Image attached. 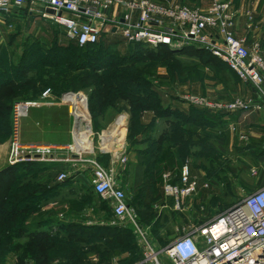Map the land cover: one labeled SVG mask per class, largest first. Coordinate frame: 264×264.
Wrapping results in <instances>:
<instances>
[{
    "label": "rangeland",
    "instance_id": "obj_1",
    "mask_svg": "<svg viewBox=\"0 0 264 264\" xmlns=\"http://www.w3.org/2000/svg\"><path fill=\"white\" fill-rule=\"evenodd\" d=\"M207 1L197 0L192 6ZM11 22H0L1 74L15 73L30 47L34 48V52L42 49L49 51L56 39L65 46L70 45L62 28L55 24L34 19H24L19 23ZM236 36L241 40H252L247 36L245 39L241 38L237 30ZM256 44L259 43H254L251 50ZM34 45L41 47L36 48ZM76 54L78 53L75 52ZM78 56L80 75L78 77L74 72L75 77L69 81L71 84L73 82L74 88H70L69 92H83L88 98L90 109V105L91 108L94 106L93 96L96 90L94 86L107 89L105 100H102V95L98 92L95 97V104L101 108L97 118H93L96 133L114 124L120 115H127L128 156L133 152L131 156L134 159L137 151L139 154L148 153L153 146L154 136L172 135L175 128L183 125L185 121L181 114L195 108L184 104L181 98L185 94L189 93L221 104L254 97L250 87L244 84L226 63L195 48L175 52L148 46L139 49L127 43L122 37L114 36L103 37L100 47ZM262 57L264 58L263 54ZM37 78L31 79L32 84L37 82ZM21 88L23 87L20 86ZM128 91L142 96L149 93L153 95L150 94V100L142 103L125 96L124 92ZM30 97L28 94H18L12 102V109L16 102L34 100ZM139 104L146 107L140 113L137 112ZM202 111L201 116L208 118L209 125H213L211 120L216 121L219 116L227 118L234 115ZM165 113L169 118L164 116ZM159 116L163 117V120H158L160 121L158 128L154 129V121L159 119ZM169 120L175 122L173 127L168 126ZM11 121L12 111L9 116L10 129ZM208 130V148L203 152L202 158L186 157L188 155L185 154L186 133L181 129L182 137H178L176 141V158L170 156L171 159L170 157L167 159L166 155V158H161L160 166L154 161L158 168L154 174H147L144 186L139 191L133 188L125 189L131 207L141 226L147 231L148 241L157 250L170 245L182 235L184 229L202 225L264 185V146H257L255 143L253 147L249 144L250 147L246 148L247 152L244 155L236 152L227 153L220 148L223 137H219V131L212 127ZM237 134L242 141L244 136ZM140 137L143 140L138 143ZM217 140L221 144H217ZM98 141L99 138L96 137L95 144L100 153L101 146ZM253 150L255 154H250ZM97 161L106 170L112 171L120 184L128 163L126 165L114 163L109 155L102 156L101 153L98 154ZM37 164L51 166L56 163ZM185 165L203 170L205 181H198V193L177 207L175 200L165 195L162 185L158 186L152 182L153 179L161 178L163 173L170 169H175L172 171L179 173ZM64 172L68 175V180L65 183L57 181L61 187L57 192H52L47 197L43 196L42 200L32 201L34 208L30 210L31 212L25 213L27 217L21 218L25 219L24 221L19 222V226H25L23 230L25 234H20L22 237L18 238L15 246L6 244L4 233L7 227H0V264H23L25 260L23 258L31 257L32 252L37 251V246H34L30 250V255L26 253V243L31 239L26 235L39 233H48L52 239H59L58 241L64 239L60 243L67 246L71 254H75L74 260L61 253L46 255L49 258L45 264H143L146 251L134 230L114 217L109 202L94 193V196L89 194L92 192L89 182L90 169L86 167L81 178L75 181L71 169L67 168ZM75 232H80L82 235L80 239H69L70 234ZM125 232H128L129 236L122 238L125 237ZM25 264L38 263L31 257Z\"/></svg>",
    "mask_w": 264,
    "mask_h": 264
},
{
    "label": "built area",
    "instance_id": "obj_2",
    "mask_svg": "<svg viewBox=\"0 0 264 264\" xmlns=\"http://www.w3.org/2000/svg\"><path fill=\"white\" fill-rule=\"evenodd\" d=\"M54 12V13H51ZM239 11L233 0H208L187 6L169 0H0V22L31 18L62 28L76 46L85 48L103 37L120 36L131 45L167 48L170 52L195 48L222 62L251 87L255 96L228 104L185 94L184 104L226 114L264 112V58L261 46L251 50L236 36ZM41 99L49 105L66 108L72 119L71 143L65 147L28 145L22 140V127L29 103L16 102L12 109L9 137L10 164L82 162L91 172V188L106 200L114 217L131 227L146 251L143 264H264V185L228 210L202 225L182 231V235L162 250L148 241L147 231L131 207L125 189L96 158V133L89 101L83 92L56 95L46 89ZM129 117L120 115L100 135V150L111 154L114 163L126 165V132ZM245 139V137H243ZM162 187L167 197L180 207L194 197L199 184L189 165L179 173H163ZM68 179L61 173L59 182Z\"/></svg>",
    "mask_w": 264,
    "mask_h": 264
},
{
    "label": "trees",
    "instance_id": "obj_3",
    "mask_svg": "<svg viewBox=\"0 0 264 264\" xmlns=\"http://www.w3.org/2000/svg\"><path fill=\"white\" fill-rule=\"evenodd\" d=\"M57 40L58 39L55 40L54 46L49 51L42 49L39 50V52H34V48L30 47L25 52V58H23V60L19 63V67L15 73H0V144L5 143L10 137L11 129L9 127V116L12 111V102L18 94H28L31 96L30 99L35 100L48 88H51L56 95L69 92L70 88H74L73 82L72 84L69 83V81L75 77L74 72H76L78 77L80 75L81 66L80 56H78V54L101 46V42L97 45L85 48H80L73 43L69 46H59L56 42ZM34 47L40 48L41 46L34 45ZM135 47L139 49L144 48L142 45H135ZM163 49L170 52L165 47H163ZM74 51L78 53L76 54L77 56ZM34 77H38L37 82L32 84L31 79ZM20 86L23 88L20 89ZM94 87L96 89L93 96L94 106L91 108L90 105V112L92 114V118H97L101 108H98L95 104V97L98 92L102 95V100H105L107 89H102L100 87L96 88V86ZM124 93L125 96L139 100L142 103L149 101L151 94H144L145 96H142L141 94L135 92L128 91L127 93ZM139 105L140 106L137 107L138 113L146 108L142 104ZM191 111L192 114L197 115V117L200 115L199 111L193 109ZM176 114L177 113L175 112L174 115ZM181 115H183L182 117L185 122H191V120H193L191 119V116L188 117L185 114ZM164 116H168L169 118L167 113H165ZM182 126L183 125L180 127L178 126V128L174 129V132L172 131L171 137L174 140L173 143H171L169 135H163L164 137L161 139L160 143L153 141V146L150 147L148 153L146 152L143 154L146 162L147 174L150 175L156 172L158 166L161 165V158H166L168 156L167 159H169V149L173 145L177 144L174 142L177 141L178 137H182ZM154 161L158 164V166L154 163ZM50 167V165L37 163H23L9 167L0 173V227H7L4 237L8 246H15L18 238L22 237L20 234H25V231H23L25 230V226H19V222H22V220L24 221L25 219L21 220V218L27 217L25 216V213H28L34 208L32 201H36L38 199L42 200L43 196L47 197L48 194L57 192L61 188L59 184H56L51 189H48L46 186L40 184L38 180L40 174L48 170ZM70 227L75 228V226ZM81 236L80 232H75L70 234L69 239H80ZM128 236V232H125V237L122 238H126ZM26 237L29 239L31 238L29 242L26 243V253L30 255V250L34 246H37V251L32 252L30 256L34 258L38 264H45L46 260L49 258L46 255L49 254L58 255L61 253L64 256H69V259L74 260L75 258V254H71L67 246L65 247L60 243L61 241L63 242L64 239H60L61 241H58L59 239H52L48 233H39L38 235L30 234L26 235ZM38 247L40 249H38ZM31 257L23 258L25 260L22 263L25 264L31 259Z\"/></svg>",
    "mask_w": 264,
    "mask_h": 264
},
{
    "label": "crops",
    "instance_id": "obj_4",
    "mask_svg": "<svg viewBox=\"0 0 264 264\" xmlns=\"http://www.w3.org/2000/svg\"><path fill=\"white\" fill-rule=\"evenodd\" d=\"M172 3H182L184 5H194L196 4L197 0H169ZM204 1V0H202ZM235 3L236 8L239 11L238 20L236 24V30L238 35L241 38H247L251 37V41L246 40V44L249 49H251L254 45V43H259L261 46V52L264 56V0H233ZM202 3V2H201ZM199 4V3H198ZM24 19H30L31 18H18L17 20H13L11 23H14V21H18L17 23L23 21ZM69 43L72 44L73 42L69 40ZM59 46H65L64 44H61L59 40L56 41ZM74 44V43H73ZM252 90V95L255 96L254 90L250 87ZM42 95V94H41ZM41 95L32 101H27L29 103V113L28 117L25 120L24 123V131L22 135V140L25 144L28 145H47V146H59V147H65L71 143V123L72 119L69 115V112L66 108L57 106V105H49L42 101ZM192 108V107H191ZM196 111L203 112L202 110H197L193 108ZM190 111V112H189ZM184 112L186 116H191V122L186 121L183 123L182 128L184 129V132L186 133V140L187 143L186 146V157L187 158H202V154L205 151V149L208 148V140H209V128H216L219 131V137H223V143L220 146L221 149L226 150L227 153L236 152L239 154H246L247 150L246 148L250 147L249 144L253 145L255 147V143L257 146H264V112H255V113H239L230 115L229 117H221L215 121L211 120L210 122L213 123V125H209L208 118H202L201 113L196 117L197 115H193L192 111L189 110ZM196 117V118H195ZM159 119H156L153 124V128L157 129L160 121L163 120L162 117H158ZM165 121V120H164ZM215 121V122H213ZM166 124V123H165ZM175 125L174 121L168 122L169 127H173ZM94 130H95V124H94ZM105 129H101L98 131L99 133H96V137H100L101 133ZM237 133H240L241 136L243 135L245 139L242 141L239 139V136ZM237 134V135H236ZM163 135L154 136V141L157 143H160L161 139L163 138ZM217 137V138H219ZM169 138L171 140V143H173V139L171 135H169ZM143 140L142 137L139 138L138 143H141ZM100 142V138L99 141ZM176 143V141L174 142ZM217 144H221L217 140ZM97 145V144H96ZM126 154L128 158V164L125 168V171L122 174V179L120 182V186L123 189L127 188H133L135 191H139L143 186L144 182L146 181L147 176V168H146V162L143 154H139L137 151L135 153L136 159H134L131 155H133V152H130L129 154V143L126 138ZM218 147V146H217ZM219 148V147H218ZM10 143L9 139L3 143L0 144V173L6 170L9 167H12L10 164ZM100 150V149H99ZM101 151V150H100ZM177 146L176 144L173 145L169 149V155L172 158H176L177 156ZM101 155L110 156L111 154H103L100 152ZM98 147H97V153L96 156H87V158L94 159L98 157ZM250 154H255L254 150L250 152ZM86 166L84 163L76 161L72 163H57L51 165L48 170L42 172L39 177L40 184L46 186L48 189L53 188L56 184L64 183L59 182L56 177L60 176L61 173H65L64 170L69 168L73 171V180H77L78 178H81V175H83L82 172L85 171ZM182 169V168H181ZM175 169H170L168 171H172ZM191 175L194 180L205 181V174L203 170H199L196 168H191ZM165 171V172H168ZM164 172V173H165ZM180 172V170H179ZM57 177V178H58ZM56 180V182H55ZM68 180V179H67ZM66 180V181H67ZM91 180V177L89 179V182ZM57 181L59 183H57ZM65 181V182H66ZM153 184H156L158 186L162 185V178L160 179H153ZM91 185V183H90ZM92 189H90L91 191ZM90 195L94 196L93 190L92 192H89ZM153 204V203H152ZM154 204L152 205V209H154ZM229 208L226 207V209ZM63 219V217H62ZM64 221V220H62ZM76 221H73L75 223ZM78 223V222H76Z\"/></svg>",
    "mask_w": 264,
    "mask_h": 264
},
{
    "label": "water",
    "instance_id": "obj_5",
    "mask_svg": "<svg viewBox=\"0 0 264 264\" xmlns=\"http://www.w3.org/2000/svg\"><path fill=\"white\" fill-rule=\"evenodd\" d=\"M51 13H54V12L51 11Z\"/></svg>",
    "mask_w": 264,
    "mask_h": 264
}]
</instances>
